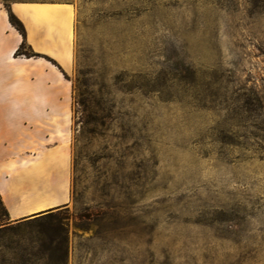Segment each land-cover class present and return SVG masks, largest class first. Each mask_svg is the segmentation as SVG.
Instances as JSON below:
<instances>
[{
  "label": "rangeland",
  "instance_id": "rangeland-1",
  "mask_svg": "<svg viewBox=\"0 0 264 264\" xmlns=\"http://www.w3.org/2000/svg\"><path fill=\"white\" fill-rule=\"evenodd\" d=\"M13 2L74 11L70 197L0 264H264V0Z\"/></svg>",
  "mask_w": 264,
  "mask_h": 264
},
{
  "label": "crops",
  "instance_id": "crops-1",
  "mask_svg": "<svg viewBox=\"0 0 264 264\" xmlns=\"http://www.w3.org/2000/svg\"><path fill=\"white\" fill-rule=\"evenodd\" d=\"M38 56H14L23 36L0 3V200L9 221L70 197L71 102L65 70L74 11L64 2H13Z\"/></svg>",
  "mask_w": 264,
  "mask_h": 264
},
{
  "label": "trees",
  "instance_id": "trees-1",
  "mask_svg": "<svg viewBox=\"0 0 264 264\" xmlns=\"http://www.w3.org/2000/svg\"><path fill=\"white\" fill-rule=\"evenodd\" d=\"M7 9L8 12V20L10 22V24L23 36V39L21 40V42L19 43L18 47L15 49L13 55L17 56V55H24L27 57L30 56H38L40 55L39 53H36L34 51H32V49L30 48V46L25 42L24 39V27L22 25V22L19 20V18L10 10L9 6H4ZM0 206L3 207V209L6 212V216H7V211L6 208L4 207V205L2 204V201L0 200ZM49 214L48 210L43 211V212H39L35 215H31L33 217L28 218V219H32V218H38L41 216H45V217H51V215H47ZM44 217V218H45ZM27 218V217H26ZM8 219V218H7ZM27 219V220H28ZM25 218L22 219H17L14 220L15 222H20V221H24ZM5 221L0 219V229L5 227ZM55 229L61 234V236H63L64 238V230L62 228H60L59 226H55Z\"/></svg>",
  "mask_w": 264,
  "mask_h": 264
}]
</instances>
